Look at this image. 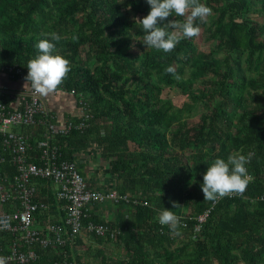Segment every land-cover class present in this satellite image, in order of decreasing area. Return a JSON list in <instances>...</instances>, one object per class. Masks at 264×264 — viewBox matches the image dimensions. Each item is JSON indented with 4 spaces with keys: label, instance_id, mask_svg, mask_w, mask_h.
<instances>
[{
    "label": "trees",
    "instance_id": "obj_1",
    "mask_svg": "<svg viewBox=\"0 0 264 264\" xmlns=\"http://www.w3.org/2000/svg\"><path fill=\"white\" fill-rule=\"evenodd\" d=\"M202 2L212 12L194 20L200 31L180 35L174 49L163 53L143 44L136 20L149 11L145 0H0V70L26 68L38 51L35 42L50 39L42 34L59 33L55 51L69 61V71L54 92L72 96L81 114L60 116L75 125L52 142L61 147L63 160L76 164L79 155L97 145L108 162L111 189L106 190L127 196L118 203L90 205L111 206L116 217L104 221L90 215L89 207L83 230L70 237L54 182L35 181L37 198L48 203L49 211L61 204L62 221L45 216L44 227L64 225L66 243L24 245L23 251L38 254L30 264H76L74 258L78 264H264V0ZM174 19L182 22L184 17L169 16L165 22ZM199 33L208 51L200 48ZM167 67L172 71H165ZM29 89L2 88L14 96ZM167 89L187 100L176 105L165 96ZM3 102L10 105L12 98L6 94ZM200 107L199 121L191 123ZM27 128L31 159L38 162L43 127ZM236 151L253 153L246 165L250 180L245 191L204 200L200 185L207 165ZM16 174L11 159L0 164L5 183ZM163 207L179 217L178 235L159 224ZM0 208L8 213L13 206L0 202ZM89 223L111 230L98 236L88 230ZM9 238L11 234L0 232L5 250ZM83 238L100 247L86 246ZM81 254L93 263L82 262Z\"/></svg>",
    "mask_w": 264,
    "mask_h": 264
},
{
    "label": "built area",
    "instance_id": "obj_2",
    "mask_svg": "<svg viewBox=\"0 0 264 264\" xmlns=\"http://www.w3.org/2000/svg\"><path fill=\"white\" fill-rule=\"evenodd\" d=\"M0 71L19 79H25L27 74V68L17 65L3 67ZM6 94L12 98L10 105L3 102ZM34 125L43 127L42 138L37 144L38 162L31 159L30 135L18 131L19 128ZM74 125L52 114L45 103L44 95L29 89L14 96L0 89V164L11 159L18 168V174L12 182L5 183V179L0 177V202L12 203L13 206L11 212H0V232H8L13 237L7 247L8 251L0 245V256L7 258L6 263L30 264L36 261L38 254L35 250H22L26 244H38L40 248H47L66 243L64 225L53 223L43 229L37 227V216L48 213L49 205L37 198L35 181L48 179L56 185V197L64 203L65 225L72 231L70 237L81 233L82 218L87 216L85 210L93 203H118L121 199L127 200V196L121 197L115 190L102 192L90 189L77 164L62 159L61 147L54 144L52 139L57 134H68ZM6 154L10 158H7ZM227 195L234 197L242 193L232 192ZM208 214L209 211L200 216V221H205ZM88 230L95 235L105 236L111 229L105 225L89 223ZM55 264L74 263L59 261Z\"/></svg>",
    "mask_w": 264,
    "mask_h": 264
},
{
    "label": "clouds",
    "instance_id": "obj_3",
    "mask_svg": "<svg viewBox=\"0 0 264 264\" xmlns=\"http://www.w3.org/2000/svg\"><path fill=\"white\" fill-rule=\"evenodd\" d=\"M145 3L149 5V11L136 20L142 30L143 44L146 48L163 53L174 49L180 35L183 37L196 35L200 28L198 24H194V20L212 12V9L202 0H145ZM169 16H181L184 19L182 22H177L176 19L165 22V18ZM42 35L50 39H39L35 42L34 48L38 51L27 61L25 79L32 91L46 95L56 90L61 84L69 71V61L55 51L54 42L62 38L59 33L53 31ZM165 71L171 72L172 68L167 67ZM252 155L251 152L236 151L230 153L226 160L217 157L209 163L202 175L200 185L204 200L215 202L232 192L243 193L249 182L246 165L250 162ZM175 206L176 204L173 203V208ZM158 222L179 234L177 230L179 217L172 209L163 207L159 211ZM6 259L0 256V264H6Z\"/></svg>",
    "mask_w": 264,
    "mask_h": 264
},
{
    "label": "crops",
    "instance_id": "obj_4",
    "mask_svg": "<svg viewBox=\"0 0 264 264\" xmlns=\"http://www.w3.org/2000/svg\"><path fill=\"white\" fill-rule=\"evenodd\" d=\"M27 84H28V82L25 80L24 81L23 80H15V81L11 80L8 75H6L2 71H0V89L6 88L9 91H13V92L16 90L22 91L23 89L28 88ZM51 93L44 95V98H46V101L48 103L49 108L52 111L57 112L59 114V116H62V115L63 116H68V115L74 116L75 115L76 116V115L81 114V110L76 106V103H74L72 96L64 95L61 92L57 93V92L52 91ZM18 130L26 133L28 128H25V129L19 128ZM29 132L30 133L28 135H30V138H31V131H29ZM30 141H31V139H30ZM94 147L95 146L92 145V147L88 150V152L86 154L79 155L78 160H77L78 169L83 170L84 174H82V175L84 176L85 180L87 181L88 185L91 188L100 189V190L101 189L102 190L103 189L104 190L111 189V186L103 187L104 185H102V183L104 181L109 182V180H108L109 175L107 174L108 162H106V160H103L102 150L99 148L101 153L99 152V154H97V152L94 151L95 149H93ZM90 165H95V166H97V169L100 170V172L94 173L93 177H90L88 175V168L90 167ZM103 166H105L104 170H102ZM96 174H99V176H96ZM52 190H53L54 195H55L56 185L53 186ZM97 207L98 206H96L95 208L90 207L91 208L90 215H91V213H93L94 216L97 215L102 220L109 221L107 216L105 214L103 215V210L100 211L101 209L98 210ZM62 210L63 209L61 207V204L59 202H57V205L53 206L52 210H50L48 213L40 215V217L37 218L38 227H44V224L46 222L45 216H48L51 221H53V220L62 221V217H63V211ZM100 212L102 213V215ZM10 240L11 239L9 238V241ZM83 240H84V244L86 246H93L94 248L100 247L99 244H97L94 240L91 241L90 238H83ZM87 241L90 242L91 244L87 245ZM109 249H111V246L107 247V249L105 251L109 252ZM77 263H78V261H77Z\"/></svg>",
    "mask_w": 264,
    "mask_h": 264
},
{
    "label": "rangeland",
    "instance_id": "obj_5",
    "mask_svg": "<svg viewBox=\"0 0 264 264\" xmlns=\"http://www.w3.org/2000/svg\"><path fill=\"white\" fill-rule=\"evenodd\" d=\"M197 41L199 42V44L201 45V49L202 50H205V51H208L209 48H208V45H202L201 43V34L199 33L198 37H197ZM196 86H199L198 84ZM195 86V87H196ZM165 96H167L168 98L172 99L174 101V103H176V105H182L186 100H187V97H185L184 95L180 94L179 92H177L176 90L172 91L170 89H167L166 92H165ZM203 108L200 107L198 111H196V115L194 114L192 119H191V123H195V122H198L199 121V118H200V113L202 112ZM192 125V124H191ZM95 147L93 149H95L94 151L97 152V154H99L100 150H99V147L97 145H94ZM101 153V152H100ZM105 169V166H103L102 170ZM100 172L99 169H97V166L95 165H90V167L88 168V175L90 177H93L94 173H98ZM96 176H99V174H96ZM102 185H104L103 187H109L111 186L108 181H104L102 183ZM98 210L101 209L100 211L103 210V215L105 214L107 216V218L109 220H114V218L116 217V211L111 208V206L109 207H106V206H100V207H97ZM113 209V210H112ZM101 213V212H100ZM102 215V213H101ZM93 239H91L92 241ZM91 243L87 241V245H90ZM95 244V243H94ZM82 249V248H81ZM83 253V252H81ZM75 260V263H77V259L74 258ZM81 260L82 262H85V261H88L90 263H93V259L92 258H88V257H85L83 254H81ZM78 264V263H77Z\"/></svg>",
    "mask_w": 264,
    "mask_h": 264
}]
</instances>
